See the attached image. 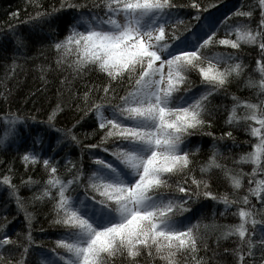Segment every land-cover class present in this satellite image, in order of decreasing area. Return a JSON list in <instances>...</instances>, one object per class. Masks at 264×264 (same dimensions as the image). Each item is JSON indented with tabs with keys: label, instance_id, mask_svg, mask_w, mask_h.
Returning a JSON list of instances; mask_svg holds the SVG:
<instances>
[{
	"label": "snow or ice",
	"instance_id": "1",
	"mask_svg": "<svg viewBox=\"0 0 264 264\" xmlns=\"http://www.w3.org/2000/svg\"><path fill=\"white\" fill-rule=\"evenodd\" d=\"M226 3L26 0L56 99L37 119L0 83V151L16 149L0 189L24 221L11 235L2 218L0 264H264V0ZM0 35L28 47L11 22Z\"/></svg>",
	"mask_w": 264,
	"mask_h": 264
},
{
	"label": "trees",
	"instance_id": "2",
	"mask_svg": "<svg viewBox=\"0 0 264 264\" xmlns=\"http://www.w3.org/2000/svg\"><path fill=\"white\" fill-rule=\"evenodd\" d=\"M58 2V0H43L45 5L52 4ZM246 2V0H227L226 7L231 8L233 5L240 6L241 3ZM25 3L26 0H0V33H4L7 31L8 24L11 22L15 25L17 29V34L29 37L28 47L17 51L16 46L11 42V40L5 39L2 35H0V83H6L7 87H11L14 89V98L18 101L20 108L23 110L24 115H28L29 111H31L32 115H37L36 109L32 107L33 102H37L36 106L40 108L41 113H43L44 109L48 107L50 102H54L55 92L57 80V73L55 71H51L50 73H43L46 77L48 83L42 87V81L40 80V76L42 73L39 71V65L47 66V62H51L54 60V53L49 51L47 48L42 47L39 42V38L41 34L37 30L34 34L32 31V26L29 24L23 23L25 19ZM20 11L19 21L17 23L15 20H11L9 13L18 10ZM28 12H31V7L29 6L27 9ZM223 11V9H221ZM222 34V33H221ZM243 47L247 50L249 46L243 45ZM247 55V51L245 52ZM249 60H245V63H249ZM15 65V68L13 67ZM12 72L13 75L11 77L7 76L6 73ZM95 79V77H93ZM91 83V81H89ZM79 89L84 90V85L82 83H77L76 85ZM232 92H237L236 88L231 89ZM30 93H35V97L33 99H28L27 104H25V97H28ZM238 95L248 96L249 93L247 90L241 89L237 92ZM226 104L228 100L225 98H218L214 103ZM4 112H8L9 108L7 105L3 106ZM14 110V109H13ZM72 112H66L65 116H62L60 119V123L58 126H64L72 119ZM43 118L42 115H37V119ZM91 121H87L84 123L82 128L75 129L82 137L88 131H90L89 125ZM38 133H42V136H45V133L37 129ZM217 134L219 132L217 131ZM239 140H243L244 137L240 134H236ZM51 136H45V139H51ZM98 139V137H97ZM204 140H208L207 137ZM88 140H85V143H88ZM90 142L95 143L96 140L93 139ZM207 147V144L204 145ZM77 158L79 157L80 150L77 149ZM221 151H223L221 149ZM16 156L15 146L9 152L0 151V162L12 161L13 157ZM15 167L17 168L19 175L23 172V169L20 167V162L15 161ZM245 170L247 166H245ZM0 171H3V164H0ZM34 178L39 179V174H37ZM22 196H27L28 192L26 190H21L20 193ZM7 193L0 189V222H2V218L5 214L11 220V223L7 226L6 231L15 235L18 231L22 229L23 221V213H17L16 207L14 203H8L6 200ZM32 209L29 208V211ZM211 209H209V215H211ZM217 212V216H218ZM234 217L231 215L226 218H219L217 223H232L234 222ZM43 228V231L40 229ZM55 229L50 228L46 223L43 216L39 217V221L35 224V228L33 230V235L36 239L42 240L45 243H49L55 239L53 233Z\"/></svg>",
	"mask_w": 264,
	"mask_h": 264
},
{
	"label": "rangeland",
	"instance_id": "3",
	"mask_svg": "<svg viewBox=\"0 0 264 264\" xmlns=\"http://www.w3.org/2000/svg\"><path fill=\"white\" fill-rule=\"evenodd\" d=\"M37 133H38V132H37ZM38 134L42 136V133H38Z\"/></svg>",
	"mask_w": 264,
	"mask_h": 264
}]
</instances>
